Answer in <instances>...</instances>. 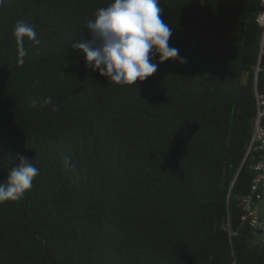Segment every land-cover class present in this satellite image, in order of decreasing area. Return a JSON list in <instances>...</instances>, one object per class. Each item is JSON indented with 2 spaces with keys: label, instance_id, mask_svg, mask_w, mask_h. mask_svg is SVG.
Returning <instances> with one entry per match:
<instances>
[{
  "label": "trees",
  "instance_id": "obj_1",
  "mask_svg": "<svg viewBox=\"0 0 264 264\" xmlns=\"http://www.w3.org/2000/svg\"><path fill=\"white\" fill-rule=\"evenodd\" d=\"M110 2L0 5V183L20 157L39 169L0 204V264H264V230L241 206L259 158L260 1L160 0L186 62L159 63L138 87L72 49ZM18 21L40 41L25 39L23 65Z\"/></svg>",
  "mask_w": 264,
  "mask_h": 264
},
{
  "label": "clouds",
  "instance_id": "obj_2",
  "mask_svg": "<svg viewBox=\"0 0 264 264\" xmlns=\"http://www.w3.org/2000/svg\"><path fill=\"white\" fill-rule=\"evenodd\" d=\"M3 0H0V5ZM160 0H112L98 8L95 19L87 22L88 39L73 43L72 49L85 56L86 66L113 84L137 86L157 72L158 64L180 59L179 49L169 45L174 29L161 18ZM17 63L24 64L25 39L39 45L35 28L18 21L13 29ZM159 61L153 62L156 57ZM46 98L44 103H50ZM36 101L32 106L36 107ZM65 166H74L67 156ZM39 169L32 160L20 157L17 167L0 183V204L21 199L33 186Z\"/></svg>",
  "mask_w": 264,
  "mask_h": 264
},
{
  "label": "built area",
  "instance_id": "obj_3",
  "mask_svg": "<svg viewBox=\"0 0 264 264\" xmlns=\"http://www.w3.org/2000/svg\"><path fill=\"white\" fill-rule=\"evenodd\" d=\"M261 9L257 15L258 23L263 27V38L260 47V57L264 55V0H259ZM259 66L257 67V73ZM255 97L257 105V115L254 123V130L249 147V151L254 148L259 155L254 163L255 175L252 179L251 189L244 194L241 199V206L244 217L249 221L255 231L264 230V215L259 204L264 197V93L255 87Z\"/></svg>",
  "mask_w": 264,
  "mask_h": 264
},
{
  "label": "rangeland",
  "instance_id": "obj_4",
  "mask_svg": "<svg viewBox=\"0 0 264 264\" xmlns=\"http://www.w3.org/2000/svg\"><path fill=\"white\" fill-rule=\"evenodd\" d=\"M259 207H260V210L262 211V213L264 214V197L261 199Z\"/></svg>",
  "mask_w": 264,
  "mask_h": 264
},
{
  "label": "crops",
  "instance_id": "obj_5",
  "mask_svg": "<svg viewBox=\"0 0 264 264\" xmlns=\"http://www.w3.org/2000/svg\"><path fill=\"white\" fill-rule=\"evenodd\" d=\"M262 212V211H261Z\"/></svg>",
  "mask_w": 264,
  "mask_h": 264
}]
</instances>
